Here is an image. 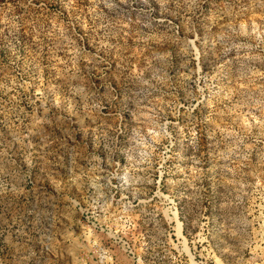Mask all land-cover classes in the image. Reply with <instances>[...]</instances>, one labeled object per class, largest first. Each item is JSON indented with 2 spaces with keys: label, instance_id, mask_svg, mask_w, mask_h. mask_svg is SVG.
Instances as JSON below:
<instances>
[{
  "label": "rangeland",
  "instance_id": "374dc122",
  "mask_svg": "<svg viewBox=\"0 0 264 264\" xmlns=\"http://www.w3.org/2000/svg\"><path fill=\"white\" fill-rule=\"evenodd\" d=\"M0 264H264V0H0Z\"/></svg>",
  "mask_w": 264,
  "mask_h": 264
}]
</instances>
